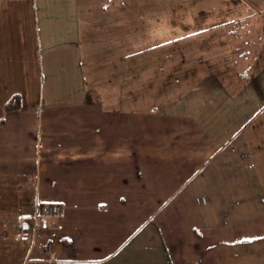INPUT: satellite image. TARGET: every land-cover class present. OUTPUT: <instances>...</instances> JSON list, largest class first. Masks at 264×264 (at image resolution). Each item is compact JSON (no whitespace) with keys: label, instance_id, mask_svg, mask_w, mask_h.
Segmentation results:
<instances>
[{"label":"crops","instance_id":"obj_1","mask_svg":"<svg viewBox=\"0 0 264 264\" xmlns=\"http://www.w3.org/2000/svg\"><path fill=\"white\" fill-rule=\"evenodd\" d=\"M166 1L164 42L212 68L188 87L185 55L85 54L89 0H0V264H264V0ZM42 203L51 259L20 237Z\"/></svg>","mask_w":264,"mask_h":264},{"label":"rangeland","instance_id":"obj_2","mask_svg":"<svg viewBox=\"0 0 264 264\" xmlns=\"http://www.w3.org/2000/svg\"><path fill=\"white\" fill-rule=\"evenodd\" d=\"M197 1L198 0H170L175 7H178L180 4L181 7L190 9H186L185 13L187 16L191 17L194 5ZM166 2V0H89L90 32L99 26H105L104 29L108 28V30L103 31V34L97 32L95 38H93V36L90 38L94 41L96 39L99 40V37L104 38L106 44L93 43V45H91V43H89L88 46H86L85 54H92L95 59H97V57L99 58V54H117L115 57L107 59L110 61L109 64H111L113 68H115L114 66H121V68H123L133 65L139 68H146V63L151 62L150 57L153 54L185 55L187 58L185 60H177L171 55L170 68L171 70L173 69L172 72L175 73L173 77L178 82L177 84L181 87H188L193 83L192 81L198 77V73H194L196 63L201 67L200 73L211 71L212 68H209L210 64H207L205 60L200 61V58L197 56L192 58V54H195L193 42H164L165 37L160 36V30L162 29V31L164 30V33H166L165 28L167 26L163 27L164 23L162 20H164L165 17L161 8L165 7ZM86 7L88 6L85 4L84 10H82L85 11ZM109 9L112 11L114 9V13L110 12ZM169 13L172 16L176 14L177 11ZM113 15H115L114 21L106 23L107 19H113ZM150 22H153L155 25H150ZM168 34L171 40L176 38L177 28H168ZM141 63L144 64L143 67ZM90 65L91 64L87 65L88 69ZM93 77L89 80L93 81ZM96 85L100 86L98 83ZM122 87L125 88L124 85H122ZM187 90L188 89L184 91ZM184 91L168 92V94L171 97H175L177 94L183 93ZM121 94L122 98H125L128 92L122 91ZM140 99L141 98L138 100L141 102L142 99Z\"/></svg>","mask_w":264,"mask_h":264},{"label":"built area","instance_id":"obj_3","mask_svg":"<svg viewBox=\"0 0 264 264\" xmlns=\"http://www.w3.org/2000/svg\"><path fill=\"white\" fill-rule=\"evenodd\" d=\"M64 214V208L60 203H42L37 214L29 217L20 224V237L24 240L32 241V244L37 243L40 248L47 253V258H55L56 254L53 250L52 242L49 240L36 241V236L39 231L49 230L52 227L54 219L60 218ZM34 238V239H33ZM29 261V260H27ZM34 264H43L36 260Z\"/></svg>","mask_w":264,"mask_h":264},{"label":"trees","instance_id":"obj_4","mask_svg":"<svg viewBox=\"0 0 264 264\" xmlns=\"http://www.w3.org/2000/svg\"><path fill=\"white\" fill-rule=\"evenodd\" d=\"M21 107V95L15 94L6 102V109L12 110Z\"/></svg>","mask_w":264,"mask_h":264}]
</instances>
